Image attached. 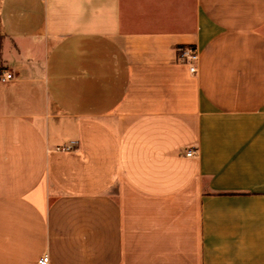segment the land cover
<instances>
[{"label": "crops", "instance_id": "1", "mask_svg": "<svg viewBox=\"0 0 264 264\" xmlns=\"http://www.w3.org/2000/svg\"><path fill=\"white\" fill-rule=\"evenodd\" d=\"M4 71L0 264H264V0H0Z\"/></svg>", "mask_w": 264, "mask_h": 264}, {"label": "built area", "instance_id": "2", "mask_svg": "<svg viewBox=\"0 0 264 264\" xmlns=\"http://www.w3.org/2000/svg\"><path fill=\"white\" fill-rule=\"evenodd\" d=\"M177 58L178 60L186 64L188 66V69L190 72L195 73L196 72V62L198 60V53L193 46H178L177 47ZM0 79L3 80H10L12 79V75L9 72H2L0 74ZM73 144H75V141H71L67 145H63L61 147H57L59 150H64V151H69L72 149ZM195 153L194 150L190 149L186 151V155L191 156ZM49 263V255L44 252L43 254L40 255V257L37 259L35 264H48Z\"/></svg>", "mask_w": 264, "mask_h": 264}]
</instances>
